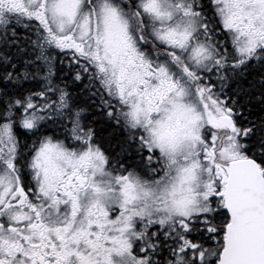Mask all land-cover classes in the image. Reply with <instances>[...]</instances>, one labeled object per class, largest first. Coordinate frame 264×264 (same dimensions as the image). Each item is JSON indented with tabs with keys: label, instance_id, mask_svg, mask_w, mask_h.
I'll return each instance as SVG.
<instances>
[{
	"label": "snow or ice",
	"instance_id": "6c2138e0",
	"mask_svg": "<svg viewBox=\"0 0 264 264\" xmlns=\"http://www.w3.org/2000/svg\"><path fill=\"white\" fill-rule=\"evenodd\" d=\"M0 264H264V0H0Z\"/></svg>",
	"mask_w": 264,
	"mask_h": 264
}]
</instances>
